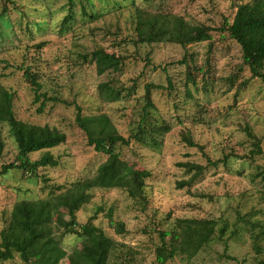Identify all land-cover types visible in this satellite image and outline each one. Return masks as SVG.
Returning a JSON list of instances; mask_svg holds the SVG:
<instances>
[{"label": "rangeland", "instance_id": "rangeland-1", "mask_svg": "<svg viewBox=\"0 0 264 264\" xmlns=\"http://www.w3.org/2000/svg\"><path fill=\"white\" fill-rule=\"evenodd\" d=\"M250 1L0 0V13L5 7L8 12L0 24V81L15 93L16 116L66 135L63 145L31 154L36 161L49 152L55 166L40 168L37 176L18 170L0 175V234L17 201L64 192L93 177L107 159L88 145L76 122L77 106L84 115L107 114L118 133L128 138L143 113L146 85L152 84L156 88L151 98L157 108L153 113L172 126L171 132L162 137L159 149L134 140L118 147L124 161L151 172L144 198L133 199L121 189H95L90 203L77 212L79 224L92 220L116 242L110 264H159V233L172 229L180 218L226 222L228 229L222 240L211 242L193 259L178 256L165 264L264 261V83L259 79L245 82L251 77L247 67L238 73L243 65L241 47L225 29L238 6ZM136 7L169 11L207 26L212 29L211 39L188 46L139 44L133 19ZM38 22L44 23L45 30L35 34L32 24ZM100 47L123 58L120 72L100 76L95 65L83 61V55ZM183 60L186 64H179ZM23 65L39 74L47 97L42 112L18 69ZM188 70L196 85L186 83ZM232 76L234 85L229 81ZM102 83L129 89L130 97L110 102L100 91ZM247 128L257 137L262 154L253 157L254 140L248 137ZM187 133L199 148L184 142ZM0 137L4 144L1 172L3 166L16 161L17 145L7 125L0 126ZM207 157L213 162L229 161L213 167ZM188 161L206 167L193 182V173L180 166ZM111 210L114 221L125 225V233L119 234L111 224ZM68 220L65 215L64 223ZM79 245L76 236L62 238L68 254ZM0 264L25 263L15 256ZM60 264L70 262L66 258Z\"/></svg>", "mask_w": 264, "mask_h": 264}, {"label": "trees", "instance_id": "trees-1", "mask_svg": "<svg viewBox=\"0 0 264 264\" xmlns=\"http://www.w3.org/2000/svg\"><path fill=\"white\" fill-rule=\"evenodd\" d=\"M7 13L6 7L3 8V12L0 13V24ZM96 16L91 15L93 18ZM69 19L71 18L68 17L65 21ZM133 19L137 43L142 45L173 43L188 46L211 39V28L193 24L169 11L152 12L136 7ZM18 24L21 26L22 22ZM32 26L35 34L43 33L45 30L43 22L33 23ZM29 27L31 30V25ZM225 29L230 38L241 47L243 65L239 67L238 73H242L244 67H247L251 77L245 82L250 79H259L264 83V0H251L240 4L233 20L227 23ZM82 59L95 65L97 74L100 76L118 73L124 65L122 57L109 53L102 47L83 55ZM179 64L185 65L186 62L183 60ZM18 69L23 71L24 79L31 85L34 91V103L40 104L38 112H42L47 97L43 93L39 74L25 65ZM198 70L203 71L202 68ZM234 80L235 77L232 76L229 80L230 84L234 85ZM190 82L196 85L191 70H188L186 83ZM242 84L240 83L238 88ZM154 88L156 86L152 84L146 85L143 113L128 138L118 133L107 114L84 115L82 108L76 107V122L87 136L88 145L94 147L96 152L107 156V159L99 166L93 177L74 183L64 192L45 199L17 201L0 234V261H10L15 256H19L25 264H60L66 258L70 264H110L111 254L117 249L116 242L92 220L80 225L77 212L90 203L91 192L95 189H121L133 199L144 198L146 180L151 177V172L136 168L133 164L124 161L118 147L129 146L134 140L145 147L159 149L163 143L162 137L171 132L172 126L153 113L157 110L151 98ZM100 91L110 102L130 97L131 93L129 89L121 87L116 89L108 83H102ZM60 101L66 104L64 100H58ZM14 103L15 93L7 89L0 81V126H8L17 145L16 161L3 166L0 175H5L10 170H18L30 176H37L40 168L55 166L56 163L49 152L36 161L31 159V154L63 145L66 142V135L56 128L35 125L18 119ZM246 132L248 137L254 140L253 157L262 154L255 134L250 128H247ZM183 140L189 147L199 148V144L190 134H184ZM3 147L0 137V152ZM228 159L213 162L207 157V162L217 167L221 163L227 164ZM180 166L193 173L191 182L201 177L206 169L205 166L190 161ZM262 175L264 176V173ZM65 215L69 220L64 223ZM108 218L119 234L125 233V225L114 221L112 210L108 212ZM227 229L226 222L180 218L176 220L172 229L159 233L161 244L156 251L158 263L165 264L178 256L191 260L211 242L222 240ZM68 234L76 236L80 243L79 248L70 254L62 247V238ZM258 237L254 239L257 241ZM257 264H264V261H259Z\"/></svg>", "mask_w": 264, "mask_h": 264}]
</instances>
